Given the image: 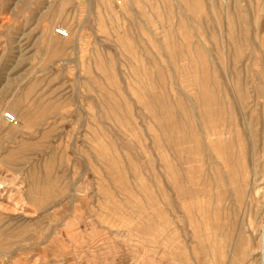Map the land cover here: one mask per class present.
I'll return each mask as SVG.
<instances>
[{"label":"rangeland","instance_id":"rangeland-1","mask_svg":"<svg viewBox=\"0 0 264 264\" xmlns=\"http://www.w3.org/2000/svg\"><path fill=\"white\" fill-rule=\"evenodd\" d=\"M263 243L264 0H0V264Z\"/></svg>","mask_w":264,"mask_h":264},{"label":"built area","instance_id":"built-area-1","mask_svg":"<svg viewBox=\"0 0 264 264\" xmlns=\"http://www.w3.org/2000/svg\"><path fill=\"white\" fill-rule=\"evenodd\" d=\"M64 32H65L64 30H61V29L58 30V33L61 34V35L65 34ZM3 116H4V119H5L7 124L16 123V117H15V115L13 113L5 112Z\"/></svg>","mask_w":264,"mask_h":264},{"label":"bare ground","instance_id":"bare-ground-1","mask_svg":"<svg viewBox=\"0 0 264 264\" xmlns=\"http://www.w3.org/2000/svg\"><path fill=\"white\" fill-rule=\"evenodd\" d=\"M57 33H58V31H57ZM64 33L65 34H62L61 36H67V32L65 31ZM263 245H264V243H263ZM263 252H264V246H263ZM263 256H264V253H263Z\"/></svg>","mask_w":264,"mask_h":264},{"label":"crops","instance_id":"crops-1","mask_svg":"<svg viewBox=\"0 0 264 264\" xmlns=\"http://www.w3.org/2000/svg\"><path fill=\"white\" fill-rule=\"evenodd\" d=\"M2 117H3V121H4V123H5L6 125H12V124H7L6 121H5V119H4V116H2Z\"/></svg>","mask_w":264,"mask_h":264}]
</instances>
